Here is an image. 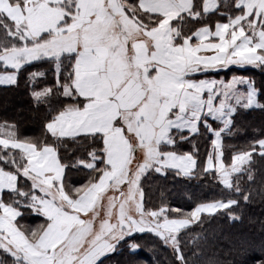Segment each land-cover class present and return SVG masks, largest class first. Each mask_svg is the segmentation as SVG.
I'll return each instance as SVG.
<instances>
[{
    "label": "snow or ice",
    "instance_id": "obj_1",
    "mask_svg": "<svg viewBox=\"0 0 264 264\" xmlns=\"http://www.w3.org/2000/svg\"><path fill=\"white\" fill-rule=\"evenodd\" d=\"M44 64L53 81L37 88L47 73L29 68ZM232 66L264 71V0H0V86L27 73L49 113L43 139L0 122V264H103L122 242L141 251L144 234L188 264L182 233L203 214L239 220L234 196L250 201L242 181L264 159V133L224 159L234 116L264 108L250 78L214 77ZM201 129L212 137L202 166L198 150H179ZM69 143L85 155L66 163ZM69 169L87 181L69 184ZM149 172L214 174L229 195L187 212L150 208ZM25 210L42 221L25 226Z\"/></svg>",
    "mask_w": 264,
    "mask_h": 264
},
{
    "label": "trees",
    "instance_id": "obj_2",
    "mask_svg": "<svg viewBox=\"0 0 264 264\" xmlns=\"http://www.w3.org/2000/svg\"><path fill=\"white\" fill-rule=\"evenodd\" d=\"M223 19L221 16H213L207 23L214 25L217 20ZM34 70L47 73L45 78L39 80L37 88L52 83L50 65L29 68V71ZM214 75L226 80L234 75L250 78L259 91L261 103H264V71L252 67H230ZM30 91L27 73L21 76L18 86H0V122L15 124L21 138L43 139L44 124L49 115L48 106H35ZM261 133H264V108L238 111L234 116L233 134L225 136L223 140L225 161L229 162L234 151L244 147ZM211 139L201 129L200 135L180 143L179 150H198V165L202 166L206 154L211 150ZM61 155L66 163H71L83 157L85 152L77 145L69 143L67 148H61ZM251 167L254 181L248 182L246 177L242 181V187L251 192L250 201L245 203L241 197L234 196L240 200L239 207L235 209L239 220H230L222 213L211 217L203 214V224L194 223L182 233L181 244L188 264H209V261L213 264H258V261H264V159L256 156ZM87 179L86 170H67V182L71 185L80 186ZM141 183L146 206L150 208H158L163 203L187 212L201 203L226 199L229 195L216 181L214 174H197L189 179L172 173L163 176L149 172L142 178ZM41 221L42 218L25 210L21 223L35 227ZM136 239L142 245L141 251L132 254L127 244L122 242L114 253L104 258L103 264H178L171 249L150 234L138 235Z\"/></svg>",
    "mask_w": 264,
    "mask_h": 264
},
{
    "label": "crops",
    "instance_id": "obj_3",
    "mask_svg": "<svg viewBox=\"0 0 264 264\" xmlns=\"http://www.w3.org/2000/svg\"><path fill=\"white\" fill-rule=\"evenodd\" d=\"M232 67H237V66H232ZM240 68V67H239ZM214 75V74H213ZM215 78H222L221 76H218V75H214ZM224 79V78H222ZM226 80V79H225ZM228 80V79H227Z\"/></svg>",
    "mask_w": 264,
    "mask_h": 264
}]
</instances>
